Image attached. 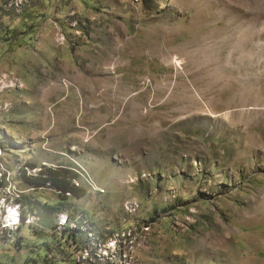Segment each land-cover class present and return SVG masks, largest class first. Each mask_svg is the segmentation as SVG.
Returning <instances> with one entry per match:
<instances>
[{"label": "rangeland", "instance_id": "rangeland-1", "mask_svg": "<svg viewBox=\"0 0 264 264\" xmlns=\"http://www.w3.org/2000/svg\"><path fill=\"white\" fill-rule=\"evenodd\" d=\"M0 264H264V0H0Z\"/></svg>", "mask_w": 264, "mask_h": 264}, {"label": "trees", "instance_id": "trees-1", "mask_svg": "<svg viewBox=\"0 0 264 264\" xmlns=\"http://www.w3.org/2000/svg\"><path fill=\"white\" fill-rule=\"evenodd\" d=\"M46 176L44 179H36L38 182H33L30 178H26L27 182L36 183V185L40 186L46 182H49L56 189L61 191L62 193H71L76 196H82L85 193V189L76 185L73 181L76 174L72 173L69 169H54V168H46L45 171ZM42 176V175H41ZM38 177V178H41Z\"/></svg>", "mask_w": 264, "mask_h": 264}, {"label": "bare ground", "instance_id": "bare-ground-1", "mask_svg": "<svg viewBox=\"0 0 264 264\" xmlns=\"http://www.w3.org/2000/svg\"><path fill=\"white\" fill-rule=\"evenodd\" d=\"M8 214L9 215H7V221L6 222L9 225H15L17 223L16 221L19 220V217L17 218V215L19 216V214H17L15 210H13L12 212L10 210ZM8 224H6V226H8Z\"/></svg>", "mask_w": 264, "mask_h": 264}]
</instances>
